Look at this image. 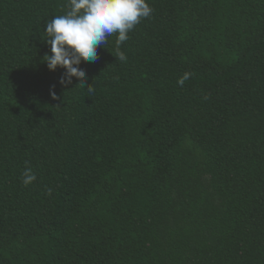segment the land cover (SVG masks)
Returning <instances> with one entry per match:
<instances>
[{
    "label": "trees",
    "instance_id": "trees-1",
    "mask_svg": "<svg viewBox=\"0 0 264 264\" xmlns=\"http://www.w3.org/2000/svg\"><path fill=\"white\" fill-rule=\"evenodd\" d=\"M67 2L0 0V264H264V0H147L62 85Z\"/></svg>",
    "mask_w": 264,
    "mask_h": 264
},
{
    "label": "clouds",
    "instance_id": "clouds-1",
    "mask_svg": "<svg viewBox=\"0 0 264 264\" xmlns=\"http://www.w3.org/2000/svg\"><path fill=\"white\" fill-rule=\"evenodd\" d=\"M153 12L147 0H68L66 10L53 17L45 25L44 40L51 54L45 55L49 71L65 69L62 85L71 84L72 79L84 82L86 69L81 61L96 62L98 48L103 47L108 37L116 35V55L120 61L126 56L120 45L129 39V33ZM55 98V92H52ZM22 183L31 185L36 175L31 167L22 172Z\"/></svg>",
    "mask_w": 264,
    "mask_h": 264
}]
</instances>
